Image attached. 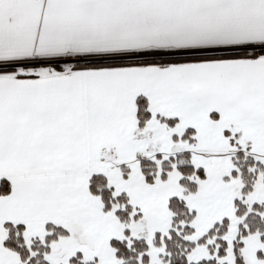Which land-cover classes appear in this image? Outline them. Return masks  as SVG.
<instances>
[{"label": "snow or ice", "instance_id": "snow-or-ice-1", "mask_svg": "<svg viewBox=\"0 0 264 264\" xmlns=\"http://www.w3.org/2000/svg\"><path fill=\"white\" fill-rule=\"evenodd\" d=\"M0 264H264V0H0Z\"/></svg>", "mask_w": 264, "mask_h": 264}]
</instances>
